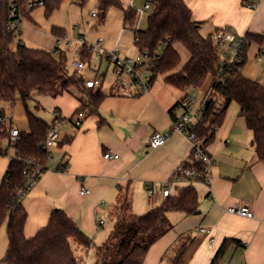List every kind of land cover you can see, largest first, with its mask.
I'll return each instance as SVG.
<instances>
[{
  "label": "crops",
  "instance_id": "1",
  "mask_svg": "<svg viewBox=\"0 0 264 264\" xmlns=\"http://www.w3.org/2000/svg\"><path fill=\"white\" fill-rule=\"evenodd\" d=\"M185 1L193 20L202 23L200 31L205 29L206 35L201 33L206 37L225 27H231L239 37L247 33L264 37V0ZM251 4L256 8L247 7ZM243 73L264 83V45L253 44L248 49ZM189 89L183 92L159 81L148 93L136 96L102 90L106 97L99 112L85 116L79 128L71 122L81 106L78 98L73 100L67 116L56 108L67 119L64 125L68 123L75 129L61 132L59 156L56 159L52 153L53 162L22 199L28 213L25 236H34L47 225L53 210L62 209L92 238L94 245L101 236L97 222L104 220L103 229L112 223V230L116 207L126 193L132 211L142 215L165 200V186L173 194L178 187L193 185L199 196L200 213L170 212L168 218L174 228L150 248L144 264H161L179 236L189 234L194 238L189 264H211L228 238L239 243L228 247L222 264H264V163L256 157L253 134L239 116V105H230L207 148L215 160L210 184L176 180L178 167L190 161L191 143L183 135L173 134L157 149L149 145L155 132L171 129L173 118L169 112L189 94ZM202 105L203 98L194 106L198 120ZM178 108L175 116L186 112L183 107V111ZM107 152L118 154L119 158L107 160ZM66 163V169L59 170ZM149 188L153 190L152 199L147 193ZM82 189L90 193L81 195ZM236 206L248 207L254 216L246 218L227 211Z\"/></svg>",
  "mask_w": 264,
  "mask_h": 264
},
{
  "label": "trees",
  "instance_id": "2",
  "mask_svg": "<svg viewBox=\"0 0 264 264\" xmlns=\"http://www.w3.org/2000/svg\"><path fill=\"white\" fill-rule=\"evenodd\" d=\"M42 1L46 16L59 9L65 0H0V103L24 104L29 126L23 132L18 144L16 157L11 159L0 184V228L7 222L8 248L0 260L1 264H80L73 248V241L90 248L93 240L85 234L62 209L52 211L45 227L34 236H25L28 213L22 203L27 188V176L23 173L26 161L36 159L47 171L52 151L43 149L52 124L28 110V102L36 94L57 98L69 93L72 87L82 92L78 100L81 106L75 115L83 112L86 116L99 112V106L106 94L99 87L86 88L85 79L71 75L67 69L66 52L60 48L48 51L28 47L23 40L16 42V31L24 19H32L31 13L38 7L31 3ZM81 7L90 0H72ZM151 13L145 30L134 29L135 45L143 54L152 59L153 80L158 74L164 75V82L183 92L189 88L203 91V105L199 121L187 129L201 139L208 148L215 138L217 129L224 122L232 103L240 107L239 116L253 134L256 157L264 163V83L243 73L248 49L257 44L264 45V37L247 33L241 47L243 60L228 64L222 60V50L211 36H204L201 22L193 20L192 10L185 0H148ZM15 8V12L13 10ZM121 9L124 23L132 27L138 12L132 6L123 7L120 0H97L99 24L104 23L108 12ZM53 33L59 42L64 31L58 28ZM177 45L183 46L190 54L189 60L181 67L182 55ZM80 52L81 60L90 65L92 52ZM221 71V74H219ZM112 94H120V86L112 87ZM141 95V94H138ZM185 97L183 98V100ZM170 110L173 119L175 110ZM55 112H58L56 110ZM72 119V118H71ZM62 141L59 142V145ZM58 145V146H59ZM67 163L60 166L65 170ZM187 170L194 169L195 177L176 174V180L204 181L201 162H185ZM41 178V177H40ZM199 196L193 185L178 187L176 192L138 215L132 211L131 200L126 193L116 207L115 223L106 241L96 250L94 264H144L150 248L174 226L168 218L170 212L194 215L199 211ZM234 238L226 239L211 264H222L224 255L231 244H238ZM194 238L189 234L179 236L161 261V264H189ZM173 256L168 259L169 253ZM168 259V261H167Z\"/></svg>",
  "mask_w": 264,
  "mask_h": 264
},
{
  "label": "rangeland",
  "instance_id": "3",
  "mask_svg": "<svg viewBox=\"0 0 264 264\" xmlns=\"http://www.w3.org/2000/svg\"><path fill=\"white\" fill-rule=\"evenodd\" d=\"M120 1L123 3L124 8L132 6L137 10V27H132L130 24L124 23V13L121 9H111L107 14L105 22L99 24L98 17H93V13L97 12V0H90L84 7L79 6L72 0H65L61 7L52 12L50 16H46L45 8L42 6L33 10L31 13L32 19H24L19 24L16 31V42L23 40L28 47L45 49L48 51H53L55 48L64 50L67 56V69L69 74L83 77L85 80L100 77L103 79L100 88H102L104 92H109L116 83L121 79L128 80L129 76L127 73H122L118 76L115 71L114 61L108 58L104 54L105 52H112L118 48V56L120 59L135 60L137 57H140L141 61L147 62L148 60L135 45L134 29L145 30L147 28V19L151 13V8L147 10L143 9L144 5L149 4V2L148 0ZM142 10L143 12L140 15ZM54 28L61 29L65 33L59 42L53 33ZM201 32L206 35L205 29L202 28ZM100 39H103V44L101 47H97ZM84 46L85 52H92L90 48L94 47L90 65L85 63V68L81 71H77L75 65L77 62L81 61L80 52ZM95 47L100 50L99 54L96 52ZM177 50L182 55V67L189 60L190 54L181 45H177ZM229 50L230 48L228 45L222 47L223 61L227 58L225 52ZM100 54L103 55L102 60ZM159 81L164 82V75L158 74L154 80L153 86ZM98 88L99 87L96 89ZM188 93L196 96V101L191 109V114H194V106H197L204 92L190 88ZM80 96L83 97L82 92L75 87H72L69 93H65L57 98L36 94L33 99L28 102V110L47 124H51L55 118L56 108H61L63 114L67 116L72 108L71 105L73 104V100ZM0 107L14 116L16 125L20 130L25 132L29 131L26 109L21 100H18L15 104L1 102ZM178 109L183 111L182 106ZM71 129L75 128H72L70 124L67 123L60 131L67 132L71 131ZM2 147L4 151L9 149L6 140L2 141ZM59 152L60 149L54 147L52 149L53 157L57 159ZM14 155L15 152L13 149H9L6 154H0V184L10 162V157ZM50 162H53V160H50ZM29 192L24 194L22 199L25 198ZM111 227L112 223H108L104 229L99 231L104 239H101L100 236V239L96 240L95 244L90 248H86L73 241V248L80 264H94L96 261V250L103 244ZM8 243L7 222H5L0 228V260L4 258L7 252ZM172 256L173 251L169 253L168 259Z\"/></svg>",
  "mask_w": 264,
  "mask_h": 264
},
{
  "label": "built area",
  "instance_id": "4",
  "mask_svg": "<svg viewBox=\"0 0 264 264\" xmlns=\"http://www.w3.org/2000/svg\"><path fill=\"white\" fill-rule=\"evenodd\" d=\"M43 6L42 1H37L30 4V7H41ZM250 9L256 8L255 4H251L247 6ZM150 8V3L144 5L143 10H147ZM143 10L141 11L140 15L142 14ZM15 12V8L13 13ZM97 15V12L93 13V17ZM138 25V16L137 20L134 23V26L137 27ZM133 26V27H134ZM136 29V28H135ZM212 40L216 45L222 50V47L229 45L230 51L225 52L227 54V61L228 64H233L235 62H241L243 57L241 55V47L244 40V37H239L233 34L231 27H225L218 31H216L212 36ZM103 44V39L98 41V46L101 47ZM96 48V47H95ZM90 50L93 52L94 47H91ZM99 51L96 48V52L99 54ZM108 58L114 61L115 64V71L120 76L122 73H127L129 78L128 80L121 79L118 84L120 86V93L126 96H136L138 94H145L151 91L154 80L153 76L155 74L154 68L152 67V59L144 54L145 57L148 58L147 62L141 61L140 57L137 59H120L119 58V50L116 48L112 52H105L104 53ZM101 60L103 55H101ZM77 71H81L85 68V62L79 61L76 63ZM221 74V71H219ZM102 81L100 77L95 79H87L85 80L86 88H97L102 86ZM196 101L195 95L187 94L185 99L182 102V107L186 110L184 114L181 116H176V119H173L172 127L169 131L166 132H155L149 141V145L153 149H157L163 146L173 134H180L186 137L191 143V153H190V161L193 162H201L204 165V169L202 171V176L204 177V182L207 184L211 183V170L215 164V160L210 155L207 150V147L203 144L202 140L197 138L194 133H190L187 129L193 125L198 123L197 115L191 114L189 111L192 109ZM85 114L83 112H79L75 115L74 118L71 119L72 124L74 127H81L83 124V120L85 119ZM56 120L51 126V129L48 132L46 142L43 146V149L52 151L54 147L59 145L61 141V129L67 121L64 119L60 113L55 112ZM25 131H22L16 125V120L14 116L7 112L6 110L0 107V154H6L9 149H13L15 152L14 156L10 157V160L16 157V152L18 151V144L21 140V135ZM6 140L9 145V149L6 151L3 150L2 141ZM104 158L109 159H118L119 155L114 154L112 152H107L104 154ZM26 167L23 173L27 176V188L32 189L36 183L39 181L40 177L44 174V167L41 165L36 159H31L26 161ZM186 174L188 177H195L197 175L196 170L191 169L187 170L185 168V163L181 164L176 174ZM90 192L86 189L81 190V195H87ZM147 193L152 199L153 190L149 188ZM170 190L167 186L164 187L163 195L168 197L170 195ZM231 214H236L241 217L252 218L254 216L253 212L246 206H236L231 207L227 210ZM105 222L104 220L100 219L97 222V231H101L103 229ZM203 233H209L207 229H201Z\"/></svg>",
  "mask_w": 264,
  "mask_h": 264
},
{
  "label": "water",
  "instance_id": "5",
  "mask_svg": "<svg viewBox=\"0 0 264 264\" xmlns=\"http://www.w3.org/2000/svg\"><path fill=\"white\" fill-rule=\"evenodd\" d=\"M199 213H200V212L198 211V212L195 213V215H197V214H199Z\"/></svg>",
  "mask_w": 264,
  "mask_h": 264
}]
</instances>
